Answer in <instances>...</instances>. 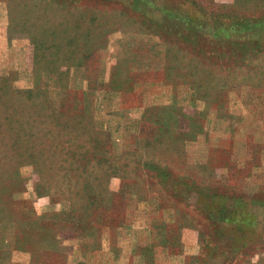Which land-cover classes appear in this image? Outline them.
<instances>
[{"label": "rangeland", "instance_id": "1", "mask_svg": "<svg viewBox=\"0 0 264 264\" xmlns=\"http://www.w3.org/2000/svg\"><path fill=\"white\" fill-rule=\"evenodd\" d=\"M254 12L264 21V0H0V173L18 174L13 201L0 196L10 212L0 264H146L151 248L154 264H186L172 262L178 252H196L192 264H264V54L231 55L257 35L264 43V23L222 27ZM64 107L78 123L52 121ZM175 107V130L190 133L196 117L197 135L155 142L146 121ZM20 115L32 119V150L12 153ZM167 171L178 193L240 199L237 215L227 200L213 217L235 218L244 244L218 246V220L171 194ZM78 201L94 215L87 226L59 217L41 233L46 252L13 249L16 223Z\"/></svg>", "mask_w": 264, "mask_h": 264}, {"label": "trees", "instance_id": "2", "mask_svg": "<svg viewBox=\"0 0 264 264\" xmlns=\"http://www.w3.org/2000/svg\"><path fill=\"white\" fill-rule=\"evenodd\" d=\"M42 1H53V0H42ZM59 2L63 3H74L78 0H58ZM254 14H259L254 12L252 15V17H246V16H233L231 18V22L229 25H225L222 26L224 29L228 30L229 33L228 34H232V33H237V32H257V28L260 27V25L262 26V24L264 23L263 20H261V16L257 17V15ZM195 29V28H193ZM195 32V31H194ZM259 34V33H258ZM193 35H197V34H193ZM179 36V35H177ZM243 38V37H242ZM182 39L183 42L184 40L187 39L186 35H182ZM250 39H249V44L246 42L244 47L241 48H235L232 50L231 55H247V53H252V52H257V53H261L264 54V43L259 39L258 35H257V40H253L250 43ZM166 107H162V110H165ZM6 109L4 114H8ZM181 109L180 108H172L171 111H168L167 113H164L162 115H157L158 119L155 120H149L146 121V123L149 125V128L152 127V130H155V135H154V141L158 142V140H161L164 137H167L169 135H171L172 133L175 135H178V139L183 138L187 139V138H194V136H196V117H191L189 119V126L190 127V133H184V131H182L181 129H179V131H176V127L175 125L171 124V115L175 116V113L180 114ZM1 110H0V115H1ZM22 117H20V128L16 131L15 136H16V142L9 147V149L11 150L12 153H27L29 150H32V146L30 145L29 141H27L29 134L33 131L32 129V119L30 118V116H23L20 115ZM62 118L60 120V122L62 121H76L77 123L79 122V119L81 118V114L78 113H74V114H70L69 109H67L66 107L59 109L57 115L52 118V121L55 122L57 125H60L59 123V118ZM65 118V119H64ZM49 125V123H48ZM194 125V126H193ZM45 127V124L43 123V125L41 124V128L43 129ZM48 132H50L49 127L48 129L45 128L43 130V133L47 134ZM195 132V134L193 133ZM191 135V136H189ZM151 137V136H150ZM145 138H149V137H145ZM145 140V139H144ZM44 148H45V144H43ZM163 175L165 176L166 174V178L170 179V182L168 183L169 186H171V188H173L171 191V194H173L175 197L180 196V202L183 205H186L187 207H190L191 205L188 203V200L193 199L194 198V208L196 209V211L202 212L205 216L206 219H208L210 221V223L215 222L218 220V222L215 224L216 226H218L222 220L223 222H227V221H232V222H236L235 218L232 219H225L226 217H224L223 219H221L219 216H217V219L214 218L213 216L215 215V213H219V212H223V208L225 206V204H227V200H230V203L232 204L231 207L234 209V215H237L239 212V209L242 207L238 204L240 202V199L234 200L233 198H229L227 196H223L225 197L224 200H220L219 202H216L214 200V196L210 195L208 196L206 193H201V192H194V190H186L183 192H179V189L175 188V185H177V179L176 177H170V171H167V173L162 172ZM18 176L17 171H12L9 174H1L0 173V196H4V199L6 200V202L8 204H10L13 200L12 197L10 196V190L12 191L13 188L11 187V182L13 181L14 178H16ZM173 180V182L171 183V181ZM171 183V184H170ZM168 189V188H167ZM75 197H78V193L75 192ZM196 195V197H195ZM79 202V201H78ZM80 203V202H79ZM242 205V204H241ZM193 207H191V210H194ZM223 210V211H222ZM12 223L14 224L15 221V215L12 214ZM1 216H7L8 218H10V212L8 209H5L2 205H0V219ZM94 217V215L92 214V210L90 209V206L87 202H82V204H79L78 207V211H73V210H69V211H63L59 214H50L51 220L46 219L45 217H38L35 224H29L28 222H24L22 224H17L15 226V231H14V243H13V249L14 250H22V251H27L30 252L31 254H36L37 252H46L43 249L44 244H46L43 239H45L43 237V234H41L43 231H49V229H47V224L48 227L52 226L56 223V221H58L57 219L59 217L61 218H65L63 220H65V222L69 223L71 228H75V229H79L80 226H87L86 222L89 221V219H91V217ZM46 221H51V223H46ZM99 221V220H98ZM97 221V222H98ZM96 222V223H97ZM100 222V221H99ZM95 223V220H93V224ZM89 224L91 225V221L89 222ZM100 226V223H97ZM103 223H101L102 225ZM105 224V223H104ZM103 224V226H104ZM33 225H36L38 227V229H33ZM217 232H218V227L216 228ZM87 232V230L85 231ZM87 234H89L87 232ZM91 235L94 236L93 233H90L88 236L91 237ZM216 236V235H215ZM214 236V237H215ZM213 237V238H214ZM94 238V237H93ZM173 238V237H172ZM169 244L170 249L175 247V243H174V239L172 240ZM46 240V239H45ZM214 240V239H213ZM95 241V238H94ZM96 246V245H94ZM152 249V248H151ZM149 249V258L147 259V263L146 264H154V251L152 252V250ZM181 249V247H180ZM179 249V251H180ZM238 249V248H235ZM140 250V249H139ZM173 253V251L171 252ZM180 253V252H178ZM176 253V254H178ZM210 258V255L208 256ZM213 259V255L211 256ZM33 258V257H32ZM208 259V258H207ZM207 259L205 260H200V264H207ZM34 260H36L34 258ZM211 261V260H210ZM209 264V263H208Z\"/></svg>", "mask_w": 264, "mask_h": 264}, {"label": "crops", "instance_id": "3", "mask_svg": "<svg viewBox=\"0 0 264 264\" xmlns=\"http://www.w3.org/2000/svg\"><path fill=\"white\" fill-rule=\"evenodd\" d=\"M193 202H194V198L192 199V201L191 199L188 200V203L191 205V207L194 208ZM244 202L246 205H250V206H251V203L253 204L251 197L244 199ZM219 223L220 224L218 225L217 235L213 238L216 241V244L219 242L217 245L219 246V244H222L223 248H240L242 244H244L245 242L244 240L247 238L248 234L244 231H241V229L238 227L237 222H232V221L223 222L222 220ZM250 234H253V232ZM259 236L261 235H258V237ZM190 245L192 246L193 244H190ZM187 247H190V246H187ZM196 254H197L196 252H190V253L188 252V253H182V254L178 253L176 255H173L174 258L172 262L176 263L175 261L180 260V258L184 262L185 258L187 257L188 262L186 264H192L193 261L196 259L195 257Z\"/></svg>", "mask_w": 264, "mask_h": 264}]
</instances>
